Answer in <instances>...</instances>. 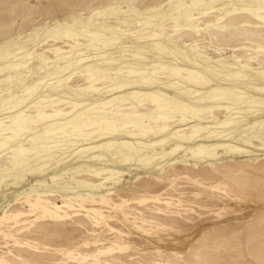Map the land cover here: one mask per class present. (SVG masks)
I'll return each mask as SVG.
<instances>
[{
  "label": "rangeland",
  "instance_id": "374dc122",
  "mask_svg": "<svg viewBox=\"0 0 264 264\" xmlns=\"http://www.w3.org/2000/svg\"><path fill=\"white\" fill-rule=\"evenodd\" d=\"M0 264H264V0H0Z\"/></svg>",
  "mask_w": 264,
  "mask_h": 264
}]
</instances>
